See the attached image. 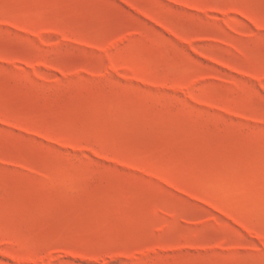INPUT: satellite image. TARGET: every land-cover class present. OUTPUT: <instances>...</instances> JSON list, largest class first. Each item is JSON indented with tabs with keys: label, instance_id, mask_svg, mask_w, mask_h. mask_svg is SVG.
Listing matches in <instances>:
<instances>
[{
	"label": "rangeland",
	"instance_id": "1",
	"mask_svg": "<svg viewBox=\"0 0 264 264\" xmlns=\"http://www.w3.org/2000/svg\"><path fill=\"white\" fill-rule=\"evenodd\" d=\"M0 264H264V0H0Z\"/></svg>",
	"mask_w": 264,
	"mask_h": 264
}]
</instances>
